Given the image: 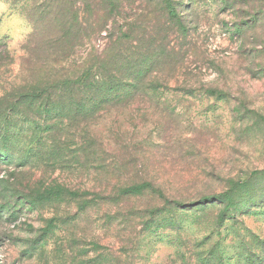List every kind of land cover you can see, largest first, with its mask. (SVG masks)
Here are the masks:
<instances>
[{"label":"rangeland","instance_id":"obj_1","mask_svg":"<svg viewBox=\"0 0 264 264\" xmlns=\"http://www.w3.org/2000/svg\"><path fill=\"white\" fill-rule=\"evenodd\" d=\"M135 63L161 104L98 120L104 155L18 99ZM0 264H264V0H0Z\"/></svg>","mask_w":264,"mask_h":264},{"label":"trees","instance_id":"obj_2","mask_svg":"<svg viewBox=\"0 0 264 264\" xmlns=\"http://www.w3.org/2000/svg\"><path fill=\"white\" fill-rule=\"evenodd\" d=\"M166 5L167 4L165 3V8L167 10L166 16H173L174 13L171 11L170 7L167 8L168 5ZM48 48H50V46H48ZM125 63L127 66H131L133 61L125 59ZM139 68H143L142 63L131 71L132 76H128L126 80L121 77L112 76L104 79L106 81L100 84L98 83V80L96 81L97 78L90 77L87 73H83V75L77 79L63 78L60 81H52L48 83L44 81L37 88L19 94L18 99L23 105L21 107L24 109V113L33 111L34 113L49 119H54V117L60 119L62 117L70 116V118H68L70 121H75V119L80 120L76 121V124H73L72 128L73 133H77L81 138L83 136L84 147L82 148V151L90 153L92 156L98 153L104 155L109 151L108 146L110 144L109 141L105 144L102 143L98 138V134L96 135L92 129L98 120L103 119L104 115L111 114L112 111L116 113L115 118L124 115V111L132 110L135 105L140 106L141 98L142 101L143 99L145 102L150 101L153 105L161 104V94L158 93V88L161 87V83H159L157 76L153 75L148 68L145 73L135 72ZM101 88H107V90L110 91L117 88V91L123 92L111 93L103 98L100 105L98 104L99 106H96L91 102L95 98V94H91L90 92L93 89L99 90ZM163 104L164 102L162 101V105ZM90 105L93 106L89 108ZM43 126L46 127L44 130L45 133L56 128V125L54 124H52V127L54 128L46 125ZM36 129H41V126H38ZM107 131L112 134L113 137L117 138L123 134L119 129L113 131L112 129L107 128ZM44 145L45 144H41V147ZM87 163H89V166H92V168L95 167L94 170H96L97 173L104 172L105 174V160L99 161L97 157H91V161L88 162L87 159ZM114 181L115 179L111 178L107 181V184H111L117 188V199L128 200L129 198L138 196L141 192L148 190V185L146 184L139 185L138 183L129 185L127 180L123 182L122 178L118 182ZM158 195V198L164 203H170V200L165 199L164 195L160 193ZM173 202L176 203L174 206L181 205V203L177 204L178 202Z\"/></svg>","mask_w":264,"mask_h":264}]
</instances>
